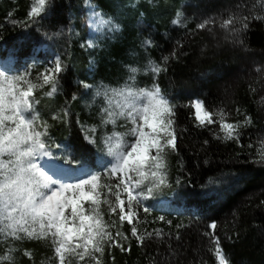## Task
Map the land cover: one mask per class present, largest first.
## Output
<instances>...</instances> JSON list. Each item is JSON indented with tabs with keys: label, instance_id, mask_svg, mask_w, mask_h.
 I'll return each instance as SVG.
<instances>
[{
	"label": "trees",
	"instance_id": "16d2710c",
	"mask_svg": "<svg viewBox=\"0 0 264 264\" xmlns=\"http://www.w3.org/2000/svg\"><path fill=\"white\" fill-rule=\"evenodd\" d=\"M126 1L50 0L46 12L30 21L31 0H0V53L4 50L30 58L46 47L65 66L63 83L55 95L43 96V115L52 141H66L80 163L94 150L84 133L69 124V115H75L80 126L92 118L86 102H69L72 85L92 80L117 83L130 65L145 58L162 63L163 57H169L167 70L156 81L176 105L178 139L177 151L167 157L169 186L160 191L171 199L180 196L181 207H170L162 215L163 221L156 212L143 214L145 224L139 228L153 236L142 246L125 224L122 231L128 240L123 243L131 250L106 247L102 264H215L209 227L213 222L217 225L214 236L231 264H264V162L257 151L264 141V79L255 69L264 66V19H251L247 30L235 34L243 41L241 45L219 49L197 27L192 14L200 6L210 12L229 9L237 17L264 16V6L260 0H134L137 9L132 11L124 8ZM123 9L125 13L119 15L118 10ZM93 10L112 21L117 19L120 32L116 38L108 40L105 30H93ZM177 13L181 14L180 24L173 23ZM90 40L95 47L87 46ZM146 40L152 42L150 46ZM241 55L254 64L242 68ZM196 99L210 110L222 109L230 122L250 117L251 123L240 130L239 142L217 139L218 123L198 127L194 109L187 106ZM64 110L66 117L53 119ZM213 183H217L213 194L189 198ZM187 206L196 211L184 210ZM154 230L163 236H156ZM9 249L15 264H55L47 241H0V256ZM25 251L32 253L31 258Z\"/></svg>",
	"mask_w": 264,
	"mask_h": 264
},
{
	"label": "snow or ice",
	"instance_id": "6c2138e0",
	"mask_svg": "<svg viewBox=\"0 0 264 264\" xmlns=\"http://www.w3.org/2000/svg\"><path fill=\"white\" fill-rule=\"evenodd\" d=\"M49 3L50 0H31L28 19L35 21L41 17ZM260 3L264 6V0ZM251 19L264 16L230 15L219 26L230 34H239L248 29ZM173 23H181L180 13ZM214 24L215 20L206 19L197 27L204 29ZM91 26L101 33L120 28L95 10ZM151 43L145 41L146 45ZM87 46L95 47V41L90 40ZM171 55L175 57L176 53ZM168 60L165 56L162 63L150 62L149 71L154 77L167 70ZM12 65V59L0 58V241L43 240L50 243L55 264H102L106 247L120 248L122 252L131 250L130 245L126 248L123 243L128 240L122 231L127 224L131 236L142 246L153 236L139 228L143 222L141 213L151 212L144 201L169 186L167 157L177 151L178 139L175 103L162 93L158 83L137 86L139 69L130 67L122 87L102 86L94 93L105 98L102 123L112 125L111 134L103 137L107 161L99 171L74 170L65 167L74 164V160L53 154L49 124L37 110L38 91L47 87L43 94L48 97L57 92L59 75L65 70L62 60L55 58L51 66L34 77L31 70L17 72ZM187 106L194 109L198 127L219 124L217 139L239 142L241 128L251 123L250 117L243 122H230L222 109L210 110L201 99ZM67 115L64 110L63 115L58 113L53 119ZM120 120L124 122L120 125L124 131H117ZM87 132L91 135L86 134L85 139L95 145L96 128ZM257 151L259 160L264 162V141ZM209 227L216 264H231L219 238L214 236L216 223ZM154 232L163 236L160 230ZM12 251L0 256V264H15ZM24 255L31 258L32 253L25 251Z\"/></svg>",
	"mask_w": 264,
	"mask_h": 264
},
{
	"label": "rangeland",
	"instance_id": "374dc122",
	"mask_svg": "<svg viewBox=\"0 0 264 264\" xmlns=\"http://www.w3.org/2000/svg\"><path fill=\"white\" fill-rule=\"evenodd\" d=\"M124 8L135 11L137 9V6L134 0H127L126 3H124ZM122 11L124 12V9L121 11L118 10V14L120 15ZM192 14L197 19L198 24H200L206 19L215 20L214 25H210L202 30L205 31V33H207V37L209 38V41L213 42L215 46H217L219 49L223 48V46L226 47V45L228 44L230 45L233 44L234 47L236 46L238 47V45H241L240 41H238L235 34H230L228 31H226L225 29H222L219 26L223 20L229 17L230 15L229 9H223V10L210 12L199 6L192 10ZM116 21L117 19L113 20V22L117 23L118 21L117 22ZM119 32H120V28L118 31H108L107 29H105L104 31L106 38L108 40H113L114 38H116ZM57 57L59 56L58 55H56L55 57L50 56L46 47L42 48L40 51L35 53L33 57H30V58H20V57L12 56V55L7 54V52H5L4 50L3 52L0 53V58H5V59L10 58L13 60L12 66L15 71L23 72L26 69H28V70H31L33 77L37 74V72L43 71L45 67L51 66L53 61ZM240 57H241L240 63L242 65V68L244 67L247 69L251 64H254V62L251 61L252 59L250 57L248 58L247 56H243V55H241ZM150 62H152L150 58H145L142 61H140V63H134L130 65L127 71L124 72L123 79H121L117 83H107L102 80H98V81L92 80V81H87L86 83H84V84L92 85L91 88L84 87V84H79V83L72 85V88H71L72 91H71L69 102L70 103L75 102L76 99L86 102L87 112L90 114L92 121H88L87 124L85 123L82 127L80 126L77 117L75 115L70 114L69 120H68L69 124H71V126L73 125L72 127H75V129H77V132L81 131V133L82 134L84 133V135L86 134L91 135V133L87 132V129L95 127L96 128V133H95L96 144L95 145L90 144L86 140L87 144L90 147H92L94 151L90 154L91 156H88V158L84 159L86 161L85 163H80L78 159H74V157L72 156V151L68 147V143H66V141L53 142L52 139L50 138L49 142L52 143L53 145L52 151L55 156L57 157L67 156L71 160L75 161V163L71 165L65 164V167H71L74 170H78L80 168H86V169L93 170V171H99L101 169V167L103 166V163L106 162L108 159L104 155L103 137L111 134L112 125L111 124L104 125L102 123V119H103L102 114H103V108L105 106V98L103 96L97 97L94 95V93L98 89L102 90V86H107L110 88L122 87L128 80V76L130 74L129 72L130 67H135L139 69L138 73L136 74L135 84L139 87H146V86L150 87L154 82L157 83L156 77H154L153 74L149 71ZM255 69L257 73H261L260 75L264 79V66L257 65ZM64 72L65 70L59 75L58 89L60 85L63 83V78L65 77ZM44 92L46 91L41 90L40 92L38 91L36 94L37 98L40 101V103L37 105V110L40 112L41 118L43 120H44L43 110L46 105V103L44 105V103L42 102ZM57 114L58 113H55V115ZM123 123H124L123 120L118 121L117 131H124V128L120 127V125ZM55 145H59V147L57 148L55 147ZM57 162L63 163V160H58ZM216 185L217 183H213L208 188L206 187L202 189L203 194L201 192H200V195L192 194L189 198L193 200L194 198L197 199L201 196L206 197L209 194H213V191H215V189L217 188ZM162 194H163L162 191H160L158 193H155L152 198L144 201V204L151 208V212L148 214H152L156 212L157 214H160V216H162L163 214H166L168 212L170 207L172 208L173 207L176 208L177 206L181 207V204L179 203L181 200L180 196L176 195V197L174 196L171 199V195L170 197H166V196H163ZM184 210H187V211L189 210V212L192 213L196 211V208L194 206H190V207L187 206L185 207ZM143 214L144 213H141V217L143 216ZM141 224L143 226L145 222H142ZM20 241L24 242V241H27V239L20 240ZM1 242L3 244H6L11 241H7V242L1 241ZM211 244H213V241L211 242ZM213 248H214V244H213ZM212 253L214 256L213 251Z\"/></svg>",
	"mask_w": 264,
	"mask_h": 264
}]
</instances>
